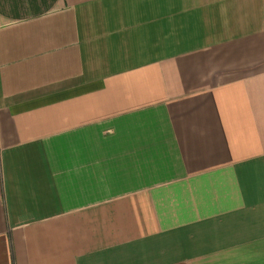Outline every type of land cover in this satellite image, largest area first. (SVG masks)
Segmentation results:
<instances>
[{
    "label": "crops",
    "instance_id": "0c3cea01",
    "mask_svg": "<svg viewBox=\"0 0 264 264\" xmlns=\"http://www.w3.org/2000/svg\"><path fill=\"white\" fill-rule=\"evenodd\" d=\"M0 264H264V0H0Z\"/></svg>",
    "mask_w": 264,
    "mask_h": 264
}]
</instances>
